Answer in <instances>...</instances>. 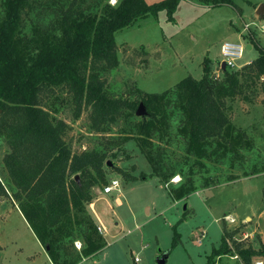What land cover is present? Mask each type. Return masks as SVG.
<instances>
[{
    "label": "trees",
    "instance_id": "trees-1",
    "mask_svg": "<svg viewBox=\"0 0 264 264\" xmlns=\"http://www.w3.org/2000/svg\"><path fill=\"white\" fill-rule=\"evenodd\" d=\"M103 1L88 7L80 0L2 1L0 136L9 151L3 157L8 179L5 183L0 178V196L11 191L53 264H77L106 246L87 205L92 201V188L106 182L104 164L110 148L133 140L153 175L163 183H169L175 174L181 176L168 188L171 198L187 197L200 188L195 167L206 169L207 161H214L233 168L235 159L243 158L244 150L251 147L253 138L230 119L227 99L250 102L257 85L264 91V48L259 47L254 60L238 70L226 69L218 78L211 75L205 58L199 79L186 76L162 92L137 90V99L111 96L103 74L118 66L116 32L161 10L166 11L168 21H174L180 0ZM198 1L233 5L232 0ZM46 10L52 19L43 27L34 24L28 34L23 15H43ZM56 101L60 106L69 103L76 119L90 109V129L97 133H108L120 120L127 121V126L123 134L107 135L101 148L73 152L65 138L69 125L55 115ZM140 102L146 114L137 116ZM171 108L180 111L177 134L183 140V163L189 164L186 172L182 166L176 170L175 165L166 166L167 149L155 141L170 135ZM114 170L137 178L119 166ZM147 177L141 174V178ZM229 178L233 179L232 174ZM209 180L205 179L206 187ZM173 229L176 244L179 233L176 226ZM236 232L225 229L219 246L212 248L204 264H218L220 257L234 254L243 264H252L255 257L264 263L263 244L256 248L252 243H238L233 239ZM77 237L81 246L72 252L65 242L72 245Z\"/></svg>",
    "mask_w": 264,
    "mask_h": 264
},
{
    "label": "rangeland",
    "instance_id": "rangeland-1",
    "mask_svg": "<svg viewBox=\"0 0 264 264\" xmlns=\"http://www.w3.org/2000/svg\"><path fill=\"white\" fill-rule=\"evenodd\" d=\"M83 1L80 0L83 7H88L94 6L96 0ZM145 1L154 3L160 0ZM232 1L233 5L212 6L198 0H180L174 21H168L166 11L161 10L156 16L149 14L116 32L118 66L103 74L108 93L137 99V90L162 92L173 88L186 76L199 79L205 58L209 59L211 75L221 77L223 71L219 62L221 45L225 41L244 45L241 64L236 70L254 60L259 47L264 48V14L257 13L264 0ZM108 2L112 4L113 0ZM50 19V10L43 15L36 12L24 14L25 30L30 34L34 24L43 27ZM248 44L251 49L246 48ZM254 90L250 102L240 98L227 99L231 121L253 138L250 149L244 150L243 158L235 159L233 168L228 163L216 164L214 161H207L206 169L195 167L196 184L200 188L187 197L171 198L168 188L181 176L175 174L169 183H163L153 175L150 163L133 140L110 148L106 162L110 160L111 164H104L106 182L91 190L92 197H98L95 200L98 216L93 218L97 226L105 227L101 234L106 246L77 264H158L157 258L163 253L167 254L164 264H204L212 248L219 246L225 229L237 230L234 236L238 243H252L256 248L260 243L264 246V91L260 85ZM61 95L67 98L65 93ZM57 103L59 101L55 104L58 107L55 115L69 125L65 138L73 152L101 148L107 135L123 134L127 126V121L120 120L110 127L108 133H97L90 129V109H84L76 119L69 103L61 106ZM170 110L173 114L169 121L170 135L155 141L167 149L164 164L170 169L175 165L174 170L182 166L186 172L189 164L183 163L186 157L183 140L177 134L180 111ZM8 151L9 147L0 136V178L5 183L8 176L3 157ZM190 161L192 163L193 159ZM115 166L137 178L125 177L114 170ZM142 173L148 177L141 178ZM231 174L232 180L229 178ZM207 178L211 179L208 187ZM111 179L119 181V190L104 193L103 188ZM224 215H231L235 222L223 221ZM173 226L179 233L176 244ZM244 233L249 236L245 238ZM0 239L6 245H2L5 249L0 252V264L52 262L47 258L45 247L39 245L12 206L7 210L0 207ZM65 244L72 252L80 249L75 242ZM135 257L139 261H135ZM217 262L243 264L239 258L230 255L220 257ZM257 262L264 264L261 258L255 257L252 264Z\"/></svg>",
    "mask_w": 264,
    "mask_h": 264
},
{
    "label": "built area",
    "instance_id": "built-area-1",
    "mask_svg": "<svg viewBox=\"0 0 264 264\" xmlns=\"http://www.w3.org/2000/svg\"><path fill=\"white\" fill-rule=\"evenodd\" d=\"M114 4V3H113ZM262 27L264 28V24L262 25ZM243 51H244V45L241 42H233V41H225L222 43L221 45V61L219 62V64L221 65L222 62L225 63L226 69H236L237 66H239L240 63V59L243 56ZM215 76V74H214ZM215 77H220L219 75L215 76ZM119 181L117 179H111V181L103 188V192L104 193H111L115 190H119ZM223 221H226L228 223H234L235 219L234 217H232L231 215H224L223 217ZM97 229L100 233L103 232V229H105L104 226H102L101 224L97 226ZM244 237H248L249 235L247 233L243 234ZM233 239H235L236 241H238V238H236L235 236L233 237ZM231 239L227 238V242L230 246H232V241ZM75 245L80 248L81 244L80 242L76 243L75 241ZM232 258H238L237 254H234L232 256ZM135 261H139L138 257H135ZM256 264H262L261 262H257Z\"/></svg>",
    "mask_w": 264,
    "mask_h": 264
},
{
    "label": "crops",
    "instance_id": "crops-1",
    "mask_svg": "<svg viewBox=\"0 0 264 264\" xmlns=\"http://www.w3.org/2000/svg\"><path fill=\"white\" fill-rule=\"evenodd\" d=\"M250 49H251V46H250ZM249 62H250V61H249ZM249 62H248V63H249ZM242 64H244V63H242ZM245 64H246V63H245ZM7 191H8V196H0V207H1L2 209L5 208L6 210H7V208H8L9 206H12L13 208H15L16 211L19 213V215L22 217V219H23L25 225L29 228V230H30V232H31V235H33V237H35L36 241H38L39 245L42 246V244L40 243V241L37 239V237L35 236L34 232L32 231V229H31L30 225L28 224L27 220L25 219L24 215L22 214L21 210L19 209L18 204H17L16 201L12 198V195H11L10 191H9V190H7ZM92 195H93V194H92ZM96 199H98V197H94V198L92 197V201H91L90 203H88V205H87V209H88V212L91 211V213H90V212H89V213H90L93 217L95 216V217L97 218L98 214H97V212H96V210H95V200H96ZM88 206H89L90 210H89ZM95 217H94V218H95ZM96 218H95V219H96ZM2 245H4V243H3L2 240L0 239V252H2V251L5 249L4 246H6V245H4V246H2ZM46 255H47V258L49 259V261L51 262V259H50V257L48 256L47 253H46ZM0 256H1V254H0ZM51 264H53V263L51 262Z\"/></svg>",
    "mask_w": 264,
    "mask_h": 264
},
{
    "label": "water",
    "instance_id": "water-1",
    "mask_svg": "<svg viewBox=\"0 0 264 264\" xmlns=\"http://www.w3.org/2000/svg\"><path fill=\"white\" fill-rule=\"evenodd\" d=\"M257 13L260 14L261 16L264 14V4H261L258 7ZM246 48L250 49V45L248 44L246 46ZM221 69H222V71L226 70L225 63H223V62L221 64ZM145 114H146V108H145L144 104L142 102H140L138 107H137V110H136V115L137 116H142V115H145ZM110 164H111L110 160H107L106 165H110ZM76 177L78 178V176H76ZM184 207H185V205H184ZM166 257H167L166 253L161 254V256L157 258V263L158 264H164V262L166 260Z\"/></svg>",
    "mask_w": 264,
    "mask_h": 264
},
{
    "label": "snow or ice",
    "instance_id": "snow-or-ice-1",
    "mask_svg": "<svg viewBox=\"0 0 264 264\" xmlns=\"http://www.w3.org/2000/svg\"><path fill=\"white\" fill-rule=\"evenodd\" d=\"M113 3H115V0H113ZM177 180H179L180 178L179 177H176Z\"/></svg>",
    "mask_w": 264,
    "mask_h": 264
}]
</instances>
